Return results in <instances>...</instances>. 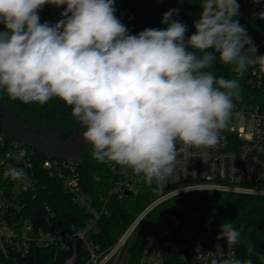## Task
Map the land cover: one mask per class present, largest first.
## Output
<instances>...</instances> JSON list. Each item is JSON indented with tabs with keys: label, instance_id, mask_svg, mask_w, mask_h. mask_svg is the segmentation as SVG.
<instances>
[{
	"label": "clouds",
	"instance_id": "9594fccd",
	"mask_svg": "<svg viewBox=\"0 0 264 264\" xmlns=\"http://www.w3.org/2000/svg\"><path fill=\"white\" fill-rule=\"evenodd\" d=\"M198 2L202 11L187 35L175 8L163 14L166 27L130 34L115 0H0V93L41 106L59 99L71 108L94 160L130 169L147 185H165L178 155L215 148L230 122L243 119L234 103L239 79L211 69L219 61L242 77L257 55L237 19L238 0ZM47 4L64 6L55 24L40 22ZM5 175L31 185L23 168L9 167ZM242 231L223 222L216 239L228 247L247 243ZM195 252V260L212 253L199 246ZM211 264L254 262L230 252Z\"/></svg>",
	"mask_w": 264,
	"mask_h": 264
},
{
	"label": "trees",
	"instance_id": "16d2710c",
	"mask_svg": "<svg viewBox=\"0 0 264 264\" xmlns=\"http://www.w3.org/2000/svg\"><path fill=\"white\" fill-rule=\"evenodd\" d=\"M239 1L237 19L252 37L255 46L264 51V19L254 20L251 17L250 5L243 6ZM50 7L53 15L47 5L40 11L41 23L48 21L55 24L62 18L60 14L64 6L50 4ZM115 7L117 17L127 26L130 34H137L145 28L166 27L160 23L163 14L175 8L179 9V14L174 18L186 24L187 35H191L195 31L193 23L202 11L198 0H115ZM2 30L3 25H0V31ZM233 68L234 66H226L217 61L211 71L218 77L238 78L242 90L239 99L254 98V101L261 102L264 96L255 92L246 82L245 73L249 69L239 77ZM0 94L3 102L21 115L30 127H55L65 131L67 138L74 134L77 122L71 115V108L59 99L53 98L41 106L36 103L24 104L11 100L7 94ZM37 158L43 160L46 156L38 155ZM79 164L83 192L92 198L95 209L99 210L102 206L106 209V213L97 220L95 230L88 236L89 242L95 247V254L100 255L117 241L158 194L153 184L147 185L137 177V197H111L104 205L110 187L109 169L94 160L91 153L83 156ZM42 181L45 189L38 193L35 200H27L21 213L37 225L44 219V206H48L55 212L62 231H68L71 227L75 230L81 229L90 219V215L72 205L58 182L47 177ZM208 215L222 222H231L237 229L243 226L241 239L247 243L242 242L235 246L236 258L252 259L254 264H264V197L212 191L184 193L151 209L126 240L115 264H146V257L151 254L160 256V264L179 263V257L184 250L172 248L170 243L173 241L175 247L183 246L186 240L181 237V230L187 227L192 231L199 221ZM249 246L253 251L249 252ZM71 255V252L57 247L32 248L26 256L17 257L15 261H6L5 264H65ZM89 258L85 248L77 247L73 264H87Z\"/></svg>",
	"mask_w": 264,
	"mask_h": 264
},
{
	"label": "built area",
	"instance_id": "2783aa9c",
	"mask_svg": "<svg viewBox=\"0 0 264 264\" xmlns=\"http://www.w3.org/2000/svg\"><path fill=\"white\" fill-rule=\"evenodd\" d=\"M243 6L250 5L251 17L260 20L264 13V0H240ZM255 63L245 73L247 84L264 96V51L258 46ZM235 112L241 113L243 119L234 118L227 129L221 133V142L208 150L192 149L193 156L177 157L173 174L163 184L153 183L158 197L149 204L103 254L96 255L95 247L88 240L95 230L97 220L106 213L102 206L93 207L92 198L82 190V178L79 161L68 159L41 160L32 148L13 141L0 131V264L15 261L17 257L26 256L32 248L44 249L57 247L72 253L65 264H73L77 247L85 248L89 253L87 264H115L122 248L135 227L146 217L151 209L171 198L193 191H212L218 193L240 194L264 197V98L261 102L239 99L234 102ZM179 146V145H178ZM91 153V148L88 153ZM86 154V155H87ZM111 173L108 198H135L138 195V179L117 164L103 163ZM9 167L23 168L31 179V185L22 186L5 175ZM58 182L62 192L70 198L72 205L90 215L84 226L75 230L62 231L58 225L55 212L44 206V219L37 225L27 219L22 210L27 200H35L38 193L45 189L43 178ZM216 217L208 215L202 218L191 231L183 246L184 250L177 264H211V258L235 253V246L228 247L226 241H217L219 226ZM183 238V237H182ZM219 243L224 249H216ZM212 251L207 260H195V248ZM236 256V253H235ZM160 259V256H159Z\"/></svg>",
	"mask_w": 264,
	"mask_h": 264
},
{
	"label": "water",
	"instance_id": "95a60500",
	"mask_svg": "<svg viewBox=\"0 0 264 264\" xmlns=\"http://www.w3.org/2000/svg\"><path fill=\"white\" fill-rule=\"evenodd\" d=\"M47 8L51 15L50 4ZM0 131L8 139L18 141L32 148L37 154L44 155L50 159L77 160L85 156L90 145L84 142L81 128L76 123L74 134L67 138L65 131L50 127H30L25 119L18 113L12 111L2 99L0 94Z\"/></svg>",
	"mask_w": 264,
	"mask_h": 264
},
{
	"label": "rangeland",
	"instance_id": "374dc122",
	"mask_svg": "<svg viewBox=\"0 0 264 264\" xmlns=\"http://www.w3.org/2000/svg\"><path fill=\"white\" fill-rule=\"evenodd\" d=\"M171 232V231H169ZM181 237L183 238H189L190 235H191V231L188 230L187 227H184L182 230H181ZM170 246L172 248H175V245L173 243V241L170 243ZM146 264H160V259H159V255H154V254H151L149 256L146 257Z\"/></svg>",
	"mask_w": 264,
	"mask_h": 264
},
{
	"label": "flooded vegetation",
	"instance_id": "af4514ba",
	"mask_svg": "<svg viewBox=\"0 0 264 264\" xmlns=\"http://www.w3.org/2000/svg\"><path fill=\"white\" fill-rule=\"evenodd\" d=\"M81 132H82V129H81Z\"/></svg>",
	"mask_w": 264,
	"mask_h": 264
}]
</instances>
